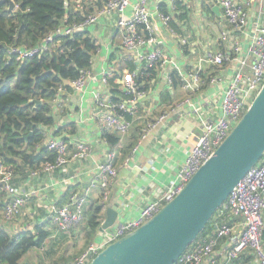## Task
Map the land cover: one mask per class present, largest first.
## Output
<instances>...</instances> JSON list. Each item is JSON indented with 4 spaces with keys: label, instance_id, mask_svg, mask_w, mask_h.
I'll return each instance as SVG.
<instances>
[{
    "label": "built area",
    "instance_id": "2783aa9c",
    "mask_svg": "<svg viewBox=\"0 0 264 264\" xmlns=\"http://www.w3.org/2000/svg\"><path fill=\"white\" fill-rule=\"evenodd\" d=\"M100 9H91L86 14L88 1L76 0L75 9L84 13L80 21L64 24L45 38L41 46L34 48L12 47L10 53L16 62L41 55L48 50L54 37H72L76 33L89 30L100 22L101 17L117 15V30L125 52L123 60L134 62L139 70H124L117 85L122 96L114 97L109 91L96 90L92 94L95 106V120L100 131L126 134L132 128L134 119L139 116L141 102L146 96L144 84L137 80L141 70L147 71L171 64L172 60L161 47L157 38L150 0H101ZM134 1V4H133ZM221 10L225 25L220 39L226 50L206 51L199 59L196 69L188 74L184 88L190 92L200 90L208 81L210 84L222 82V76L205 78L204 65L213 67H231V78L220 101V114L212 110L197 107L189 97L184 101L189 106L200 128V135L186 161L177 174L176 180L168 187L166 193L158 200L149 203L140 216L105 233L104 239L92 243L72 264H90L93 258L111 243L135 231L153 218L167 203L172 201L193 178L199 169L212 157L216 149L228 137L242 116L250 107L255 96L264 85V0H214ZM132 5L130 18H125L126 10ZM164 25L168 26L171 16L158 11ZM90 31V30H89ZM181 44L187 42L183 38ZM116 64L109 65L104 71V84L110 89L108 79L117 72ZM169 78L170 75L167 74ZM93 79L91 70H82L79 78L71 82L77 92H83L86 84ZM182 104V103H181ZM168 115L161 114L155 123L145 122L141 136L145 138L158 124L164 123ZM130 118V120H129ZM48 149L54 156L51 161L42 164L34 175L53 173L62 170L71 162L81 161L90 155V145L76 142L74 146L63 137L46 140ZM117 153L109 151L105 160L95 167L93 178L82 193L70 196L68 204L52 206L49 218L52 226L63 231L78 228L84 219V212L90 195L95 189L107 192L118 177L116 164ZM0 190L7 198L4 219L12 222L18 219L26 206L28 194L13 182V170L0 166ZM221 225L215 236H205L192 244L178 259L176 264H227L248 251L253 254L255 263L264 264V155L236 185L227 201L221 207L218 216ZM236 221L240 232L236 231ZM223 240H230L223 250ZM222 251V252H221ZM218 255H222L218 260Z\"/></svg>",
    "mask_w": 264,
    "mask_h": 264
},
{
    "label": "crops",
    "instance_id": "0c3cea01",
    "mask_svg": "<svg viewBox=\"0 0 264 264\" xmlns=\"http://www.w3.org/2000/svg\"><path fill=\"white\" fill-rule=\"evenodd\" d=\"M87 1L92 10L103 6L101 0ZM161 4L167 7L169 13L173 11L170 16L176 28L171 26L170 22L168 26L164 25L159 18L158 11ZM174 4L175 0L149 2L157 38L172 63L157 71L156 79L151 81L146 96L141 102L139 116L134 119L129 133H115L120 140L113 148L103 138L104 133L100 131L95 120L92 94L96 90L111 93L104 84L103 73L109 65H124L125 52L116 27L118 18L116 14L101 17L100 22L92 26L93 30L90 33L99 46L90 69L93 79L87 82L83 92H77L73 88L71 92H61L53 102L55 124L45 129L46 140L63 137L68 140L71 147L76 142L87 143L91 148L90 155L81 161L71 162L64 169L53 173L34 175V170L28 167L16 172L13 182L25 190L28 198L22 215L12 222L4 219V205L7 203L5 194L0 198V203L3 204L0 207V230L16 236L20 232H35L38 227H42L50 233L44 247L40 250H31L23 257L21 263L54 264L64 256L69 259L68 264H72L92 243L101 242L106 232L136 220L144 207L160 199L176 180L179 170L200 135L198 121L192 109L185 105L184 101L190 97L197 107H204L212 110L214 114H220V101L232 76L231 67L204 65L205 77L221 75L223 80L217 84H210L207 81L196 92L187 91L183 83L187 80L188 74L196 69L199 59L206 51L218 52L227 49L220 39L225 25L223 14L220 9L214 11L216 7L219 8L214 0H184L189 15L187 19L180 20L177 18L179 12L174 9ZM132 12L131 5L124 14L125 18H130ZM183 38L187 42L186 45L181 44ZM173 72H177L179 77L176 84L171 79ZM167 74L170 75L169 78ZM163 113L168 115L164 123L158 124L145 138H142L145 122L155 123ZM74 128L75 131L72 132ZM109 151L117 153L116 164L119 171L109 190L93 191L85 208L84 219L78 228L63 231L52 226L49 218L50 208L54 205H66L70 201V196L82 193L89 186L96 165L105 160ZM96 206L102 208L101 224L107 217V208H114L118 217L114 228L104 232L99 228L87 245L86 234L89 230L83 225L86 215ZM214 225L216 226L214 232L213 228L209 230L211 235L216 233L215 230L219 228L221 222L216 219ZM236 225L235 234L238 235L241 227L238 221ZM80 239L85 242L83 251L72 255L71 250L76 247V242ZM229 241H222L221 250L229 245ZM32 254L36 255L35 260H28ZM46 257L53 259L51 261ZM252 257L253 254L248 251L227 264H254L255 260ZM221 258L222 255H218V260Z\"/></svg>",
    "mask_w": 264,
    "mask_h": 264
},
{
    "label": "trees",
    "instance_id": "16d2710c",
    "mask_svg": "<svg viewBox=\"0 0 264 264\" xmlns=\"http://www.w3.org/2000/svg\"><path fill=\"white\" fill-rule=\"evenodd\" d=\"M13 2L16 9L11 11L9 3L0 0V165L10 167L14 178L15 173L23 171L24 167L36 172L44 162L54 159L45 141V129L55 124L53 102L62 91H72L71 82L80 77L82 70L92 68L93 57L99 46L90 31L83 30L72 37H54L53 43L48 45V50L41 55L16 62L10 53L12 47L31 49L41 46L43 40L57 28L74 20L80 21L82 13L75 9L76 0ZM82 2L86 3V0ZM87 8L86 14L91 12V7ZM159 9L167 15L173 12L169 13L163 4ZM174 9L179 12L177 18L180 20L188 18L189 9L184 5V0H175ZM170 25L176 28L172 18ZM124 63L119 65L117 72L108 79L110 92L114 97L121 95L117 80L123 71L139 70V66L134 62ZM156 77L155 69L141 70L137 80L143 83L144 89L147 90ZM177 78V72H173L171 79L174 84L177 83ZM31 100L42 103L37 105L31 103ZM74 131L75 128L72 132ZM103 138L112 148L120 140L111 132H104ZM3 194L0 190V198ZM2 206L0 203V207ZM101 212V206H96L86 215L83 226L89 230L86 234L87 245L101 227ZM220 213L221 208L193 244L211 235V228L214 232V222L218 220ZM49 235V231L42 227H38L35 232H20L16 236L0 230V264H23V257L31 250L43 248ZM211 236H215V233ZM252 259L254 260V257ZM68 261L69 259L63 256L54 264H68Z\"/></svg>",
    "mask_w": 264,
    "mask_h": 264
},
{
    "label": "water",
    "instance_id": "95a60500",
    "mask_svg": "<svg viewBox=\"0 0 264 264\" xmlns=\"http://www.w3.org/2000/svg\"><path fill=\"white\" fill-rule=\"evenodd\" d=\"M5 1L9 10L16 9L13 0ZM263 155L264 85L228 137L182 191L141 227L108 245L90 264H176ZM106 215L102 232L114 228L118 217L112 207L106 209Z\"/></svg>",
    "mask_w": 264,
    "mask_h": 264
},
{
    "label": "rangeland",
    "instance_id": "374dc122",
    "mask_svg": "<svg viewBox=\"0 0 264 264\" xmlns=\"http://www.w3.org/2000/svg\"><path fill=\"white\" fill-rule=\"evenodd\" d=\"M89 30L92 31V30H93V27H91ZM85 238H86V236H85ZM84 246H85V242L83 241V239H80L79 242H76V247H74V248L71 250V254H72V255L78 254V253L84 248ZM82 251H83V250H82ZM35 258H36V255H35V254H32V255L28 258V260H29V259H30V260H35ZM46 258H47V257H46ZM75 258H76V257H75ZM47 259L52 261L53 257H50V258H47ZM74 261H75V260H74Z\"/></svg>",
    "mask_w": 264,
    "mask_h": 264
}]
</instances>
